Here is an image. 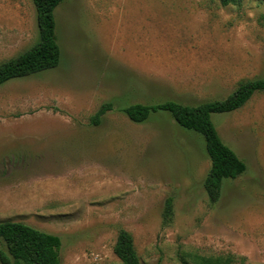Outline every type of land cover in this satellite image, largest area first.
<instances>
[{
  "label": "rangeland",
  "instance_id": "374dc122",
  "mask_svg": "<svg viewBox=\"0 0 264 264\" xmlns=\"http://www.w3.org/2000/svg\"><path fill=\"white\" fill-rule=\"evenodd\" d=\"M55 15L58 67L0 86V222L60 236L62 264H121V230L141 264H264V92L211 115L246 164L217 202L202 134L167 111L135 123L119 110L224 99L264 77V0H64ZM37 40L33 1L0 0V64Z\"/></svg>",
  "mask_w": 264,
  "mask_h": 264
},
{
  "label": "trees",
  "instance_id": "16d2710c",
  "mask_svg": "<svg viewBox=\"0 0 264 264\" xmlns=\"http://www.w3.org/2000/svg\"><path fill=\"white\" fill-rule=\"evenodd\" d=\"M36 8L38 40L28 50L0 64V86L5 83L55 69L61 61V47L57 36L56 9L64 0H32ZM242 0H220L223 6L237 5ZM256 92H264V77L240 82L224 99L205 101L196 105L168 100L159 104H131L119 110L132 122L144 123L157 111L169 112L184 129L202 134L211 161L203 182L212 202L222 194L224 179H237L246 171V164L220 137L211 115L229 113L243 107ZM113 103H104L91 117L92 125H100ZM172 213V200L167 201L164 217ZM0 264H62L60 236L44 232L19 221L0 222ZM114 254L121 264H141L133 236L125 230L118 234ZM187 257V258H186ZM182 264H236L234 256H203L187 253Z\"/></svg>",
  "mask_w": 264,
  "mask_h": 264
}]
</instances>
